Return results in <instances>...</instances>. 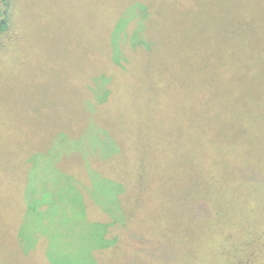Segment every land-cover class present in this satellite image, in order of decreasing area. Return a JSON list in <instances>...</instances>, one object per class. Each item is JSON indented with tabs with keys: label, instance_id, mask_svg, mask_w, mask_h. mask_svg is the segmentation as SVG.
<instances>
[{
	"label": "rangeland",
	"instance_id": "374dc122",
	"mask_svg": "<svg viewBox=\"0 0 264 264\" xmlns=\"http://www.w3.org/2000/svg\"><path fill=\"white\" fill-rule=\"evenodd\" d=\"M121 3L122 0H11L9 26L0 34V171L6 169L0 172V264H44L45 260L39 255L42 248L36 247L31 256L23 253L34 244H48L45 251L53 264H78L79 258L87 256L85 251L89 264L93 261L101 264H229L225 256L230 260L237 255L238 248L242 250L239 254L242 260L252 254L256 259L250 264H264V244L225 246L220 230L223 218L228 217L233 224L242 222L246 215L242 212L238 219L239 209L245 203L249 206L246 218L249 217L253 228L254 225L262 227L254 230L261 229L264 234V57L256 76H248V63L237 65L236 74L244 77L238 79L240 92L230 96V92L224 95L217 89L218 102L213 103L217 95H211L206 102L208 107L201 105L203 98L189 104L184 101L189 84L186 87L183 84V99L170 102V112L164 120L167 125L155 127L159 133L155 138L162 139L166 146L163 149L154 148L145 155L138 143L140 135L154 136V118L149 119L140 135H135V122L129 120L126 125L129 133L123 145L125 157L121 159L125 161L119 165L123 180L130 182L135 190L137 186L146 185V175L142 174L146 166L142 162L150 165L160 157L162 167L156 177L162 182L169 181L171 188L177 189L190 184V177L205 173L209 164L212 166L218 161L208 152L205 142L201 145V163H190L191 149L201 144L198 138L204 141L212 136L217 142L223 140L233 146L231 141L253 136L254 145L261 146V150H241L250 157L247 169L242 171L232 164L227 167L223 181L219 180L228 185L233 180L241 182V178L248 177L242 203L238 200L234 204L230 198L224 200L221 188L211 192L204 187L202 200L206 202L199 213L191 211L199 197L184 199L188 195L183 188H179L182 194L163 191L156 194L158 197L153 202L150 199L144 204L139 201L141 214L137 216V223L128 228L120 219L114 222L110 213L113 211L115 217L120 215L125 219L124 212H132L138 201L131 194L117 201L113 195L115 190L108 183L100 185L101 178L94 172L95 176H87L88 181L82 183L83 174H90L91 169L89 165L86 169L85 158L81 154L63 156L85 141L83 135L77 140L66 135L76 129L72 126L78 127L79 118L75 119L71 108L78 104L79 92L86 96L83 103L87 111L88 104L94 101L92 49L95 45L101 46L106 52L109 32L101 20L109 9L122 7ZM133 4L123 12L128 11L138 19L137 12L131 10ZM134 25L133 21L130 28ZM250 56L257 55L251 51ZM242 103L250 123L248 131L244 132L233 120L222 118L238 110ZM118 117L116 111L106 118L108 125L116 130ZM215 120L217 124L212 127ZM105 146L109 151L110 143ZM38 150H46V159L37 157L29 163L31 175L22 196L19 192L22 172L18 167L23 166L25 157L30 159L29 154ZM167 154L182 164L171 166ZM44 161L48 163L44 165ZM61 162L65 163L64 171L58 165ZM194 167L198 168L197 172ZM223 202L225 209L216 210ZM96 206L101 212L95 210ZM139 223L153 226L154 244H140L148 231ZM119 233L125 238L122 244H116V240L120 243ZM128 239H137L138 244H125ZM95 248L100 249L98 259L90 256ZM104 248L107 250L101 253Z\"/></svg>",
	"mask_w": 264,
	"mask_h": 264
},
{
	"label": "trees",
	"instance_id": "16d2710c",
	"mask_svg": "<svg viewBox=\"0 0 264 264\" xmlns=\"http://www.w3.org/2000/svg\"><path fill=\"white\" fill-rule=\"evenodd\" d=\"M137 1L122 0V7L109 9L108 13L102 17L101 22L106 25V30L109 32L108 44L106 52L102 50L101 46L96 47L95 45L92 49L91 83L94 92L92 90L91 92L94 95V103L88 104L89 110L87 111L83 103L86 96L84 93L80 95L79 92L80 98L77 107L72 105L71 108L75 119H80L77 120L78 127L72 126L76 129L66 133L72 140H77L83 135L82 138L85 141L81 146H74L63 153L64 157L81 154L85 158L86 169L88 170V165L91 169L89 170L90 174H83L85 180L82 181V178L80 180L82 183L88 181L87 176H95L94 173H96L101 178L100 185L108 183L115 190L113 195H116L117 201L121 200L124 195L129 197L132 195V198L138 201L132 212H124L126 220L120 215L115 217L113 211L110 213L114 222L120 219L128 228L132 227V223H137V216L141 214L139 201L142 204L149 202V199L153 202V199L158 197L156 194L159 192L163 194V191L166 193L179 191L182 194L179 188H183L188 195L184 199L199 197L195 201L196 206L191 209V211H199V213L202 212L203 203L206 202V199L202 200L204 187L211 192L221 188V196L224 200L233 199L234 204L238 200L241 202L245 186L248 185V177L243 176L245 178H241V182L233 180L228 185L219 183V180L223 181L229 170L227 167L232 164L241 168L242 171L247 169L250 157L243 154L242 149L244 151L245 149L261 150V146L254 145L253 136L231 141L233 146L223 140L217 142L212 136L206 137L204 141L198 138V142L201 144L200 146L196 144L191 149L190 163L193 165L195 162L201 163L200 152L203 148L201 145L205 142L208 152H212V157H217L218 161L212 166L209 164L205 173L200 171L201 173L190 177V184L178 186L175 189L171 188L169 181H160L156 177L159 173L158 170L162 167V162L158 160L160 157L152 161L150 165L142 162L146 166L142 169V174L146 175L144 188L137 186L134 190L130 182L126 183L125 179L123 180L119 165L125 161L121 159L125 157L123 145H125L126 136L129 133L126 127L129 120H134L135 135H140L149 123V119L154 118V126H152L154 127V140L153 137L146 138L140 135L141 141L139 138L138 143L145 155L150 154L154 148L163 149L166 146L162 139L155 138L159 135L155 127L162 124L167 125L164 120L167 117L166 114L169 115L170 102L183 99V84L185 87L189 84L188 90L186 89L184 92L186 99L184 101L189 104L203 98L201 105L208 107L206 102L209 101L208 98L211 95L213 97L217 95L213 103L218 102L217 89L224 95L230 92V96L240 92L241 85L238 83V79L243 76L236 74L237 65L248 63L249 67L246 69L248 76H256L259 66L263 65L260 61H263L264 57V0H143L142 4ZM10 3L11 0H0V34L7 31L9 26ZM131 3H134L131 10L137 12L138 19L137 16L129 15L128 11L123 12ZM133 21L135 25L130 28ZM97 40L103 41V39ZM233 49L234 52H232ZM251 51L257 56L252 58ZM97 86L99 89H94ZM99 91L103 92L98 95ZM172 98L174 99L172 100ZM242 106L243 103L238 110L233 111L231 115H223L222 118L233 120L237 126H241V132H244L248 131L250 123ZM116 111L119 112L116 121L118 130L108 125L106 120L108 114L112 115ZM216 124L215 120L212 127ZM61 141L62 137L60 136L59 143ZM89 141L92 143L90 144ZM50 143L52 145L53 140ZM70 143L73 142L70 141ZM106 143L111 145L109 151L105 150ZM40 150L30 153V159L25 157L23 166L18 167L22 172L20 180L23 181L19 189L22 196L28 175H31L29 163L37 157L46 159V150ZM33 154L35 157H32ZM169 154L165 156L171 160V162L169 161L171 166L174 163L182 164L180 161H174V158L172 160ZM101 159L104 160L102 164L96 161ZM47 163L44 161V165ZM58 165L64 171L65 163L61 162ZM194 168L196 171H193L197 172L198 168ZM3 171L6 169L0 172ZM92 172L94 173L92 174ZM230 200L227 202L228 205ZM187 203L185 202V204ZM224 204V202L221 203L216 210H224ZM240 207L238 219H241L242 212L247 217L249 206L244 203ZM95 210L101 212L98 206L95 207ZM246 217L244 216L239 224H233L228 217L223 218L220 229L223 235L222 244L225 246L228 244H264V234L261 229L254 230L262 227L254 225L253 228L251 222L248 221L249 217ZM144 220L145 218H143V223L146 221ZM143 223L139 224L148 231V235L143 237L144 242H140V244H154L153 226ZM119 236L120 243L116 240V244H122L125 240L120 233ZM129 243L138 244V240L128 239L125 244ZM178 243L179 241H176V244ZM45 246L48 244H34L28 247V252L23 251V253L25 256H31L36 247L42 248L39 255L45 260L44 264H53L50 261L51 258L47 256ZM99 250L96 248L91 250L90 256L98 259ZM105 250L107 248L102 249L101 253ZM241 251V248H238L237 255L230 257V260L225 256L228 263L250 264L249 262L256 259L252 258V254H250L249 258L244 257L242 260L239 256ZM85 253L88 256V252L85 251ZM87 256L79 258L80 263L78 264H89L86 262ZM92 264H101V262L93 261Z\"/></svg>",
	"mask_w": 264,
	"mask_h": 264
}]
</instances>
